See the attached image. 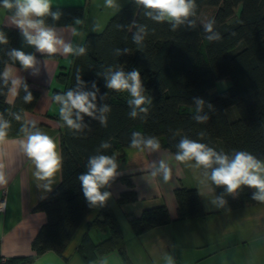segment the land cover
Instances as JSON below:
<instances>
[{
	"label": "trees",
	"instance_id": "obj_1",
	"mask_svg": "<svg viewBox=\"0 0 264 264\" xmlns=\"http://www.w3.org/2000/svg\"><path fill=\"white\" fill-rule=\"evenodd\" d=\"M196 26L185 23L175 31L167 21L157 23L144 15L142 6L135 0L128 2L115 12L101 32L87 33L79 46L87 48L84 56H72L67 68L55 76L60 88L52 89L51 96L67 90L96 92L94 116L101 115L104 105L111 108L105 114L108 126L102 127L99 119L83 115L79 121L85 125L80 131L69 130L60 119V151L63 167L58 185L34 208L45 214L46 221L32 241L34 255L6 258V264H31L34 258L47 251L61 254L72 240L85 218L99 208V217L93 226L106 230L108 236L95 245L97 254L117 251L126 264L124 237L117 219L107 201L103 207H92L85 198L79 175L86 172L88 158L98 154L102 141H109L111 148L100 150V154L116 155L129 147L131 133L140 131L145 137L159 138L161 148L175 155L180 139L187 137L205 143L217 151L232 155L233 150H246L258 159H264V0H196ZM212 11L209 20H214V32L221 35L220 41H208L200 16L204 10ZM211 8V9H210ZM63 15L57 21L45 17L49 26H68L76 18L83 20L86 6H52ZM9 15L13 12L7 10ZM137 25H145L148 36L142 47L132 41ZM8 40L0 44V72L11 63L8 53L16 48L20 32L15 28L0 26ZM130 51L125 53L124 49ZM120 49V55L116 54ZM57 58L56 56H51ZM123 69L128 72L138 69L141 74L144 95L152 100L147 115L139 113L133 119L127 101V92H116L106 87V70ZM79 75L81 83L76 77ZM228 84L217 89L219 82ZM33 101L25 103L21 86L13 103L8 102L11 82L5 86L0 80V115L10 122L9 138L25 137L21 127L27 124L25 113L33 111L40 92L28 80ZM95 82L96 88L92 87ZM98 89V91H97ZM103 97V98H102ZM194 98L205 101L200 115H208L206 123H197ZM208 104L213 106L208 108ZM59 107V106H58ZM234 107L237 116L228 118V108ZM19 114L21 119H15ZM75 119V114L73 115ZM30 127V125H28ZM203 134V135H201ZM134 149V148H133ZM123 181L129 190L118 198L119 204L134 202L137 195L129 179ZM214 184V183H213ZM217 198L223 199L221 212L253 205L251 188L241 186L236 193L229 194L226 186L214 184ZM178 221L203 217L205 212L195 188L178 187L174 191ZM135 235L170 222L168 209L164 205L144 209L140 215H127ZM86 245L82 244V247ZM83 254V252H82ZM86 259V258H85ZM87 260V259H86Z\"/></svg>",
	"mask_w": 264,
	"mask_h": 264
},
{
	"label": "crops",
	"instance_id": "obj_2",
	"mask_svg": "<svg viewBox=\"0 0 264 264\" xmlns=\"http://www.w3.org/2000/svg\"><path fill=\"white\" fill-rule=\"evenodd\" d=\"M90 3L91 0H52L53 6L85 5L87 8ZM0 26L19 30L15 49L36 57L34 68L25 70L18 61H11L6 67L11 68L13 78L28 80L39 90L38 102L33 111L25 113V120H35L37 128L50 135L60 150L61 122L51 93L52 89L61 87L55 76L69 66L72 56L57 54L54 58L28 45L7 10H0ZM52 27L74 47L79 46L88 33L82 24ZM73 27L79 35H72ZM34 71L37 74L33 75ZM15 96L9 91L8 102L13 103ZM25 138H9L0 143V165L7 178V183L0 185V203L4 201L0 209V255L7 259L34 255L32 241L46 221L45 214L34 208L61 178L60 171L53 178L50 190L43 187L47 181L35 179V167L20 147V141ZM115 156L117 175L102 191L112 194L107 203L122 231L130 264H166L165 256H171L173 264H264V202L255 201L249 207L221 212L214 184L204 176V169L181 164L170 151L128 148ZM161 160L172 169V178L167 183L161 175H151L153 165L158 167ZM124 178L131 181L137 200L119 204L120 195L130 189ZM178 187L198 191L205 212L203 217L176 220L174 191ZM251 191L257 190L251 188ZM160 205L168 209L170 222L135 235L127 215L138 216L144 209ZM98 217L99 208H95L61 254L47 251L36 256L31 264H126L117 251L97 254L95 245L108 236L106 230L92 225Z\"/></svg>",
	"mask_w": 264,
	"mask_h": 264
},
{
	"label": "clouds",
	"instance_id": "obj_3",
	"mask_svg": "<svg viewBox=\"0 0 264 264\" xmlns=\"http://www.w3.org/2000/svg\"><path fill=\"white\" fill-rule=\"evenodd\" d=\"M105 3L107 7H113V0H105ZM135 3L143 7L146 17L157 23L167 21L171 24L173 31L185 23H188L192 28L196 26L195 20L189 19L197 14L196 0H135ZM52 6V0H0V10L13 12V23L20 29L26 43L34 46L38 52L48 56L60 54L62 56L80 57L86 55V47H74L54 27L45 23V17L50 16L53 21H57L63 15L59 9L53 11ZM74 23L81 25L83 21L76 18ZM214 24V20H208L203 25L204 32L207 34L205 38L208 41L221 40L220 33L214 32ZM98 27V25L94 26L93 31L98 30ZM136 27L137 31L133 34L132 41L138 47H142L148 36V29L145 25H137ZM71 33L73 36L79 35L74 27L71 29ZM7 43L5 33L0 31V44ZM123 51L127 53L130 50L126 48ZM120 53L121 50L116 49V54L120 55ZM8 55L13 62L18 61L25 70L34 68L37 63L34 55L26 54L21 50L12 49ZM35 74L37 73L34 71L33 75ZM105 75L108 89L129 94L127 103L134 106L129 112L131 118H137V109H139V113L147 115L149 109L146 105H151L152 100L144 95L145 89L138 69L134 68L126 72L123 69L113 71L109 67ZM0 80L5 86L9 84V81L11 82L9 91L13 96L18 94L17 89L22 86L26 93L23 97L24 102L31 103L33 101L34 97L29 91L28 84L19 77L13 78L11 68L5 67L4 71L0 72ZM76 80L78 84L81 83L79 75H77ZM92 87L96 88L95 82L92 83ZM52 99L59 106V117L69 130L80 131L85 127L79 122L83 120V115L97 118L94 116L96 105L93 103L96 100V92L67 90L63 94L56 93ZM194 102L196 114L193 119L200 124L206 123L210 119L209 116L200 115L205 101L202 98H194ZM208 108L212 109L213 106L208 104ZM110 112L111 108L108 105H104L100 109L101 115L97 119H99L102 127L108 126L105 114ZM74 114L75 119H73ZM14 117L18 121L21 119L19 114H14ZM10 127V122L0 115V143L5 141ZM21 131L25 133L26 138L20 141V147L35 167L33 175L37 181H47L43 187L50 190V186L54 182L53 178L63 167V156L58 144L50 135L37 128L35 120L23 125ZM129 147L158 151L161 148V143L156 136L145 137L142 132L134 131L131 133ZM176 147L178 149L175 153L176 161L187 164L189 167L204 169V176L217 186H226V191L229 194L236 193L241 186L254 188L257 191L252 193V200L264 202V159H258L246 150H233V154L229 155L223 150L217 151L205 143L187 137L180 139ZM109 148H111L110 142L102 141L96 150L98 154L88 158L87 171L78 177L83 194L92 207H103L112 195L108 191H102L110 185V181L117 175L116 156L100 154L101 149L107 150ZM153 167L154 171L151 173L153 177L161 175L165 183L172 178V169L164 160L159 162L158 167L155 165ZM6 183V174L3 171V165H0V185ZM217 199L221 205L225 203L223 199ZM3 207L4 205L0 204V209ZM165 260L166 264H173L171 256H165Z\"/></svg>",
	"mask_w": 264,
	"mask_h": 264
},
{
	"label": "rangeland",
	"instance_id": "obj_4",
	"mask_svg": "<svg viewBox=\"0 0 264 264\" xmlns=\"http://www.w3.org/2000/svg\"><path fill=\"white\" fill-rule=\"evenodd\" d=\"M128 0H113V7L109 8L106 6L105 0H91V3L87 5L86 13L83 18L82 27L88 33H97L101 32L105 27L108 19L115 14L121 7H123ZM200 16V21L204 25L211 15L212 11L206 8ZM211 9V8H210ZM98 25V30L93 31L94 26ZM228 84L227 80H223L219 82L216 86L217 89H222L226 87ZM233 115L237 116L236 109L234 107L228 108L227 116L228 118L233 117Z\"/></svg>",
	"mask_w": 264,
	"mask_h": 264
},
{
	"label": "built area",
	"instance_id": "obj_5",
	"mask_svg": "<svg viewBox=\"0 0 264 264\" xmlns=\"http://www.w3.org/2000/svg\"><path fill=\"white\" fill-rule=\"evenodd\" d=\"M0 204L4 205V201L2 200ZM0 264H6V258L1 255H0Z\"/></svg>",
	"mask_w": 264,
	"mask_h": 264
}]
</instances>
